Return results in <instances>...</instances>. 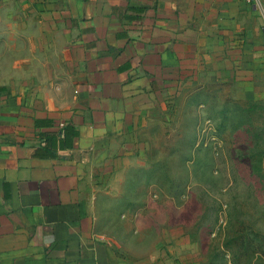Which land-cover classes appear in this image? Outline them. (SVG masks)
I'll use <instances>...</instances> for the list:
<instances>
[{
	"label": "crops",
	"instance_id": "obj_1",
	"mask_svg": "<svg viewBox=\"0 0 264 264\" xmlns=\"http://www.w3.org/2000/svg\"><path fill=\"white\" fill-rule=\"evenodd\" d=\"M214 87L264 101V0H0V264H160L100 229Z\"/></svg>",
	"mask_w": 264,
	"mask_h": 264
},
{
	"label": "rangeland",
	"instance_id": "obj_2",
	"mask_svg": "<svg viewBox=\"0 0 264 264\" xmlns=\"http://www.w3.org/2000/svg\"><path fill=\"white\" fill-rule=\"evenodd\" d=\"M228 89L200 95L205 107L188 115L195 125L158 143L150 181L159 189L145 190L153 205L114 211L100 229L110 244L160 264H264V111Z\"/></svg>",
	"mask_w": 264,
	"mask_h": 264
},
{
	"label": "trees",
	"instance_id": "obj_3",
	"mask_svg": "<svg viewBox=\"0 0 264 264\" xmlns=\"http://www.w3.org/2000/svg\"><path fill=\"white\" fill-rule=\"evenodd\" d=\"M229 99H232V98H229ZM240 109V108H239ZM249 110H256V109H260V110H263L264 111V101H257V102H252V101H249L248 102V108ZM240 111V110H239ZM238 111V112H239ZM240 113V112H239ZM241 114V113H240ZM242 127H245V125H241L239 126V128H242Z\"/></svg>",
	"mask_w": 264,
	"mask_h": 264
}]
</instances>
